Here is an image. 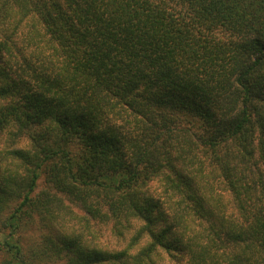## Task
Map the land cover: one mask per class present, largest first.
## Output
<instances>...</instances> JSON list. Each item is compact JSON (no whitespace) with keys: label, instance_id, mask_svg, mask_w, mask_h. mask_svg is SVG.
<instances>
[{"label":"trees","instance_id":"obj_1","mask_svg":"<svg viewBox=\"0 0 264 264\" xmlns=\"http://www.w3.org/2000/svg\"><path fill=\"white\" fill-rule=\"evenodd\" d=\"M76 207L146 240L65 236L68 264H264V0H0L7 264H39L25 218Z\"/></svg>","mask_w":264,"mask_h":264},{"label":"rangeland","instance_id":"obj_2","mask_svg":"<svg viewBox=\"0 0 264 264\" xmlns=\"http://www.w3.org/2000/svg\"><path fill=\"white\" fill-rule=\"evenodd\" d=\"M130 130L128 135L131 134ZM161 186L159 180L155 178L142 189V192L160 193ZM44 188H46V179L41 177L38 191ZM76 208L70 223L65 222L66 229L48 228L52 221H55L49 216L43 220L38 216L24 219L22 231H19L15 238L22 245L24 252H27L30 260H33L34 254L37 256L42 254L41 257H37L39 264H68L67 258L75 260L77 256L74 251L68 252L65 248L63 251L62 249L58 250L62 238L72 235H76L78 241L84 246H100L102 249L114 253L125 250L129 256L140 250V247L145 244L146 237L136 236L137 230L142 229L141 220L138 217L126 216L125 219L123 216L116 219L108 214V216L93 218L78 207ZM160 226L162 225L160 224ZM2 240L3 235L0 236V242ZM8 257L7 253L0 250V264H7Z\"/></svg>","mask_w":264,"mask_h":264}]
</instances>
